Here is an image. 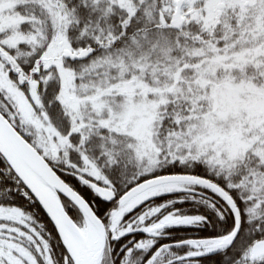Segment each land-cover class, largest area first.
I'll list each match as a JSON object with an SVG mask.
<instances>
[{
    "label": "snow or ice",
    "instance_id": "obj_1",
    "mask_svg": "<svg viewBox=\"0 0 264 264\" xmlns=\"http://www.w3.org/2000/svg\"><path fill=\"white\" fill-rule=\"evenodd\" d=\"M0 264H264V0H0Z\"/></svg>",
    "mask_w": 264,
    "mask_h": 264
}]
</instances>
